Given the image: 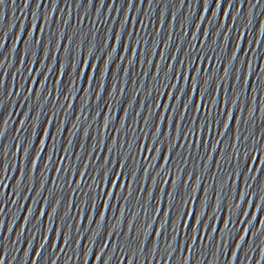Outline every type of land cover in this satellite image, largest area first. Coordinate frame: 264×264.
<instances>
[{
  "label": "snow or ice",
  "instance_id": "obj_1",
  "mask_svg": "<svg viewBox=\"0 0 264 264\" xmlns=\"http://www.w3.org/2000/svg\"><path fill=\"white\" fill-rule=\"evenodd\" d=\"M217 5L219 6V0H217ZM202 18V17H201ZM163 23V17H161V24ZM171 27V26H170ZM197 29L199 28V24L196 25ZM23 28V25H21V29ZM121 28H123V24H121ZM26 35L27 40L25 41V49H28L30 47V42L32 41L33 32L37 31L36 29V17L35 14H33L32 23L30 24ZM44 32V28H40L37 32V43L42 44V55L41 59L39 61L40 66L43 67V60L48 57V41L43 40L41 41L39 39V36ZM208 32L205 30L204 36L207 37ZM70 41L72 37L68 38ZM120 41V33L117 32L114 38V46L111 49V53H109V57L112 53L116 52L115 44L119 43ZM225 41H227V37H225ZM239 41V40H238ZM195 34H193V45L195 46ZM213 44H215V40H213ZM105 46H107V37L105 38ZM167 47V45H165ZM56 48H60V36L56 37ZM239 48V42H237L236 49ZM128 50V45L125 43L124 45V51ZM93 51V48L90 46L88 49L89 55L86 56L83 60H80V48L79 45L75 48V56H71L69 47H65L63 49L64 55L60 58L61 62L59 64V71L57 72V83L59 84L61 82V79L64 76H68V84L69 87L73 83L79 84L81 80L85 83V96L83 100V104H87L88 96H87V89L93 84L96 77H99V91L97 92L96 96L97 99L100 98V91H103L104 87V81L106 74L109 71V61L108 59H105L103 61L104 65V73L101 72V67L98 66L96 58L91 57V53ZM179 51V49H177ZM203 51V49H202ZM136 53V44L133 43L132 45V54L133 56ZM155 53V44L152 48V54ZM31 55L33 58H35V48H32ZM236 57V50L233 51L231 59L228 60V64L231 65L232 61ZM91 58V59H90ZM53 62L56 61L55 57V50H53ZM123 59V57H121ZM161 61L163 60V54H161L160 57ZM23 60V57H22ZM172 60H175V55H173ZM63 61H69L67 64V71H65L66 65ZM151 54L149 56L148 63L151 65ZM201 62L204 64V70L203 75H201ZM132 61L129 60L128 64L131 65ZM195 63L196 67L195 69H192V64ZM212 63V57L211 55H208L207 58L205 56H201L199 59L193 61L188 55L187 52L184 54V58L180 61L181 66L183 67V73L181 74L180 67H177L175 76L171 77V84H169V73L171 72L172 65L171 63L167 66V71H161V65L160 63L156 64L154 74L152 76V89L158 88V91H156V100L155 105L153 108V112L156 108L160 109L159 114L157 115L154 131L152 132L151 138L148 141V146L145 147L144 141L147 139L146 135H142L140 138V148H135V137L133 136L132 140L129 142L127 149L123 152L120 151L121 146H118L116 144L115 139H113L112 145L108 146L106 150V155L104 157V160L102 163L97 164L95 168H93V176L91 177L92 183L84 184V187L88 189L87 193H84V195L87 197L86 199L80 200L79 205L80 208L83 209L86 205L90 203L89 208V215L87 217V221L89 223H93L92 220V211L96 208L97 202L100 200L101 196L103 197V202L100 204V211L97 213L99 220L96 221V229L95 232H93V236L97 235L101 228V223L104 220L105 212L108 209V201L109 199H112L114 196V190H116L117 195L120 192H123L125 190V184L124 180L127 177L130 181V183L127 185V195L125 196V199L127 200L128 197L132 193V183L131 181H135L137 177V172L139 169V156L141 153L144 154V159L148 160L149 153H154L151 156V163L147 164L143 168V175L140 178V184H141V191H143V185L145 180L148 178V172L149 169L152 168L156 164V160L160 153V146L161 141L159 139L161 135V127H163V137L164 141L167 143L164 146V155L161 158L160 163V170L163 172L165 179L160 181L159 183V189H158V196L155 200V209L153 211V214L149 220V222L145 224H141L139 227L135 226L133 224V221L136 219L135 216L132 217L128 221V231L125 233V246H127L128 240L127 237L129 233L135 231L136 238H139V247L142 249L144 247V241L147 239L148 231L147 229H150L152 227L151 221L156 220L157 216L161 213V204L163 202V217L164 220L160 221L159 227L155 231V237L158 238L162 232L165 229V225L170 223L171 228L173 230V239H175V233L177 229H180V231H184L188 228L189 220H191V241L194 244L196 242V233L198 227L201 225V219L205 216V208L208 207V189H204V196L199 201V207L198 209L195 206V197L197 193V186L200 184V176H196L195 185L191 188V192L189 193L187 191L188 189V181L187 179L183 183V187L185 191L182 193L180 191V170H177L174 173V179L171 180L170 185V191L165 193L164 186L169 183L168 176L169 171H165V166L169 162L170 155L172 154L173 148H175L177 140H187L189 141V147H192L191 141L193 137L196 138V147H200L199 138L201 135L204 136V147H208V137L211 135L216 134V124L213 123H206L205 119H200L199 123H197V113L204 112L205 115L211 119L212 112L215 110L217 98H221V107H223L226 104H229V97H228V88H227V79H228V68L225 67L223 70V76H217L215 73V69H213L211 72L208 71V65ZM216 66L219 67V59L216 60ZM31 68V64L29 65ZM48 71H51V68L48 69ZM192 72V75H189V72ZM249 71H251V65H249ZM125 74L128 72V68L126 67L124 69ZM71 74V75H69ZM239 69H236V77L235 79L239 80ZM159 81V83H157ZM222 81H224L222 85ZM248 81V73L246 72L244 75V82L247 84ZM41 87H43V82H41ZM115 88V75L113 74V89ZM152 89L149 91V96L152 94ZM167 89V92L165 91ZM187 90V99L181 103V97L183 96L184 92ZM176 92L177 94L173 96V92ZM211 92V100L209 103H205L206 98L208 96V93ZM111 95V93H109ZM37 96H39V92H37ZM193 96L196 97V106L194 109H191V103ZM237 92H233L232 98L230 100L229 107L226 118L224 119L221 131L218 133V136H223L225 132L227 131L229 127V123L233 120L232 117V107L236 105L237 102ZM133 99H135V94H133ZM163 99V104H161V100ZM253 99H255V93L253 95ZM69 100H71V97L69 96ZM171 101H174V103L171 104ZM69 107H71V103H69ZM129 107H131V102L129 103ZM177 108H179V112L177 113ZM191 109L192 111V120H190L188 123L190 126L183 129L181 128V124L185 119L186 114ZM169 113L167 117H165V113ZM173 114H176L177 118L175 123H173ZM138 115V113H137ZM152 113L149 114L148 117L144 119V126H145V133L147 131L149 121L151 119ZM127 116V111H125V117ZM249 119H251V111H249ZM23 123V121L21 122ZM37 123L38 120H34L32 123V135H36L37 130ZM135 120L132 121L133 130L135 129ZM235 123L237 125V128L240 126V118L239 116L236 117ZM52 124V120L48 119L44 123V127L40 133V138L38 140L39 147L36 150V153L34 157L31 160V168L29 169V187L31 186V173L35 171L37 166V161L40 157L41 151L45 150V144L46 140L49 138V126ZM109 124V118L105 116L103 127L101 128V143L103 142V132L104 129L108 127ZM195 124V130L191 127V125ZM125 126V119L121 118L120 120V129L117 131H120ZM62 123L61 126L56 127L55 129V138H58L61 132ZM85 136H87V129L84 130ZM53 138V139H55ZM69 144L71 143V137H69ZM239 142V133L236 132L233 136V152L231 159L233 161L238 160V167L240 165H243L245 157L243 155H239L237 152V143ZM217 143H219V140L217 139L215 142L211 144V147L209 149L208 153V160H211L212 153L216 151ZM32 144V141H28V146L30 147ZM81 146H83V140L81 141ZM55 147V143L51 146V148ZM183 147V145H181ZM51 148L48 149L49 156L48 160L51 159ZM129 152H135L136 156V162L133 163L131 166H128L126 161L130 159L128 153ZM108 154H113L114 156H118L119 160L117 162L116 159H109ZM178 155V154H177ZM28 156V147L24 148L22 161L24 158ZM88 156H91V150L88 153ZM221 159L217 161V167H220L221 163H224V157L225 152L224 150H221L220 152ZM77 159H79V156H77ZM252 159H256V153L253 151L252 153ZM261 164H264V156L261 157L260 160ZM88 161L87 158L85 160L84 165L80 168L79 173H75L77 176L76 180V187L80 188L81 183L84 181V177L87 172L88 168ZM6 167V165H5ZM113 167H115V171H113ZM207 168V163H205V169ZM249 170H251V166H249ZM59 171V168L57 169ZM46 172H47V162L45 163V176L41 178L40 187L43 188L44 182L46 180ZM73 172L69 173V181L71 182ZM2 175V173H0ZM160 175V172H157L154 176L151 177V184L148 188L147 192V198L145 199V204L148 203L149 200L153 197V187L157 185V177ZM24 176V170L23 167L20 169V175L17 179V183L15 186V191L18 192L21 187V179ZM97 176L100 178L97 179ZM188 179H191V173H189ZM119 181V184H118ZM6 186V185H5ZM2 187L0 186V196L3 195ZM227 187V180L225 179L223 182L219 183L217 185V191H216V199H215V205L212 207L213 212H217L221 205L220 195L223 192V190ZM235 189V176L233 177V184L232 188L229 189V191H233ZM244 194L241 192L239 196L238 202L234 205L235 208H239L240 201H243ZM59 199L56 200L55 204L51 207V210L49 212L45 211L44 206L42 205L39 209L38 214L36 215V226L35 230L39 231L40 228V221L42 218L46 220V229H45V239L47 238L49 230L52 229L53 224V216L57 212L56 205L59 204ZM36 201H32L33 207L35 206ZM47 203V201H45ZM250 203V201H249ZM72 207V196H69V205L68 208L65 209V215H67L68 210ZM187 208V211H186ZM257 210H259L260 205L257 204L256 206ZM33 208L29 207L27 209V215L24 217V222L28 223L29 217L32 215ZM199 213V215H198ZM124 214V208L121 207L120 209V216L122 217ZM244 215H247V208L245 209ZM255 215V214H254ZM83 218L82 213L80 216L77 217L76 225L79 226L80 220ZM183 221V223H182ZM120 224V219L118 218L116 220L117 227ZM216 221L215 218H213V231H216ZM230 225V219L225 218L222 222V228L219 230L221 236H226L229 230ZM262 225H264V221H262ZM71 227V225H69ZM204 227L206 228L207 225L205 224ZM21 230H23V224L21 225ZM248 231L246 228L244 232L240 234L238 237L236 248L239 249L241 243L244 241V234ZM56 238L59 239L62 236V240L64 244H67L69 241V234L67 232L61 233L60 228L57 227L55 230ZM112 233L109 232L105 238V242L107 243L108 236H111ZM55 240V239H54ZM54 246H55V242ZM77 244H79V239H77ZM42 247V245H41ZM153 250H155V243H153ZM103 251V249H101ZM189 251H191V245L189 246ZM236 252L235 250L232 253L233 259L235 258ZM87 253H85V264H87ZM97 261L100 260V256L97 255L96 257ZM109 259L104 260V264H109ZM0 264H4V255L0 254ZM35 264V262H33ZM53 264H55V261H53ZM122 264V262H121ZM128 264H132V259L129 258ZM184 264H187V259L184 261ZM259 264V262H257Z\"/></svg>",
  "mask_w": 264,
  "mask_h": 264
}]
</instances>
